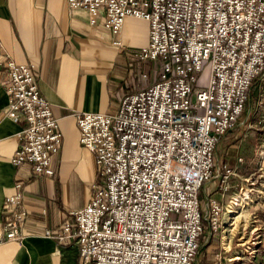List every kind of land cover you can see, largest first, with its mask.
Masks as SVG:
<instances>
[{"label":"built area","instance_id":"2783aa9c","mask_svg":"<svg viewBox=\"0 0 264 264\" xmlns=\"http://www.w3.org/2000/svg\"><path fill=\"white\" fill-rule=\"evenodd\" d=\"M66 1L88 9L90 22L103 24L121 49L129 16L147 20L150 31L148 43L133 54L137 83L126 82L133 89L122 94L117 109L75 110L81 144L95 153L103 179L93 184L86 204L44 234L59 247L78 245L80 264H194L204 224L221 233L223 243L225 209L236 193L237 200L249 198L242 184L227 202L209 195L204 206L207 183L214 182L225 198L233 177H264L263 162L245 177L228 163L216 167L221 137L237 127L254 79L264 75V0ZM33 67L7 60L5 112L22 122L12 161L29 163L36 176L52 175L64 134ZM262 103L253 125L263 132L264 160V93ZM14 186L3 204L0 245L25 238L27 183L20 178ZM258 190L259 197L247 204L261 206L249 211L248 224L237 230L243 249L241 257L229 258L232 264H251L264 244V188Z\"/></svg>","mask_w":264,"mask_h":264},{"label":"crops","instance_id":"0c3cea01","mask_svg":"<svg viewBox=\"0 0 264 264\" xmlns=\"http://www.w3.org/2000/svg\"><path fill=\"white\" fill-rule=\"evenodd\" d=\"M149 31L147 20L129 16L121 32V49L111 43L113 36L103 24L90 22L88 9L70 7L66 0H0V229L5 218L4 200L15 192L14 184L20 178L27 183L28 209L22 228L24 240L1 244L0 264H80L78 245L59 247L53 237L44 234L46 228L57 227L70 218L72 209L89 201L93 184L101 175L95 153L81 144L74 112L117 109L122 94L133 89L126 82L133 79L137 83L139 63L133 54L148 43ZM9 59L34 65L39 89L59 118L64 135L61 150L52 159V175L36 176L29 163L16 165L12 161L22 122L5 112L9 100L5 83ZM263 93L261 81L250 88L248 99L257 97L255 104L260 103ZM246 109L237 127L221 137L216 151L217 167L228 163L243 177L257 171L261 162L264 164L260 155L263 132L253 125L260 117L259 106ZM250 114H255L252 123ZM245 121L256 130H248ZM239 156H243L242 162ZM231 185L228 196L222 198L217 185L211 182L201 198L207 200L211 195L227 202L229 195L240 187L241 179L233 177ZM219 236L216 234L211 242L216 253L211 254L208 246L209 253L205 252L200 264H232L229 258L242 251V247L235 248L234 239L225 249ZM216 237L221 240H215ZM263 253L264 244L251 264H264Z\"/></svg>","mask_w":264,"mask_h":264},{"label":"rangeland","instance_id":"374dc122","mask_svg":"<svg viewBox=\"0 0 264 264\" xmlns=\"http://www.w3.org/2000/svg\"><path fill=\"white\" fill-rule=\"evenodd\" d=\"M208 73H209V69H208V65L207 66H205L204 67V70H203V83L207 80V78H208ZM264 80V75L262 76V78L260 79V82L261 81H263ZM258 100V98L257 97H255V99L254 98H251V100H249V102H248V105H247V109H248V107H250V106H257V104H258V106H259V111L262 109V105H263V103L262 104H260V103H257V104H255V102ZM246 109V110H247ZM261 112V111H260ZM245 117H246V113H245V115H243V117L241 118V119H245ZM246 122V121H245ZM246 125L248 126L247 127V129L249 130H251L252 132H253V130H256L254 127H252L251 125H249L247 122H246ZM218 152V151H217ZM218 154V153H217ZM219 163V160H217V164ZM217 164H216V167H217ZM258 174H255V175H253V178H251L250 180H246V179H242L241 180V185L243 184V186H244V189H243V191L245 190V191H248L249 192V190H250V192H249V194H250V196H249V198H247V199H242L243 201H244V203H245V205H246V208H248L249 210L248 211H251L254 207H256V208H259L261 205H258L257 203H255V204H251V205H249V204H247V201H249L250 203L252 202V200L253 199H257L258 197H259V190L258 189H263L264 188V177H258L257 176ZM103 178H102V176L101 175H99V180H102ZM240 185V186H241ZM207 187H209V183H207V186L204 188V190L205 189H207ZM240 188V187H239ZM238 199H240V198H238ZM202 200H203V203H204V206L206 205V203H207V200H206V198H204L203 196H202ZM237 205L240 207V203H237ZM246 208H239L238 210H244V211H246V212H248L247 210H246ZM229 209H233V210H235L236 212H238L236 209H234V208H232V207H229ZM234 211V212H235ZM236 212L234 213L235 214V216L237 215L236 214ZM231 216V213L229 212V213H227V219H229V218H231L230 217ZM261 217H263L262 216V214H261ZM241 219V218H240ZM250 218H248V220H249ZM243 219H241V221H242ZM230 221L231 220H229L228 221V223L227 224H229L230 223ZM249 222V221H248ZM237 224V223H236ZM248 224V223H247ZM205 229V228H204ZM242 230L243 228L241 227V225H239L237 228H236V230H234V231H232L231 233H227V234H225V236H232L233 237V235L237 232V230ZM231 230V229H230ZM247 231V234L250 232V228L249 229H247L246 230ZM210 233H211V231H210V229L208 228V224L206 223V229H205V232H204V238H203V241L201 240V244H202V247H201V249H200V252H199V254H198V256H197V259H196V261H195V263L194 264H200V261H201V259H202V256L205 254V252L206 253H211V254H215L216 253V248H215V245L214 244H211V245H209V247H211L210 248V251L209 252H207L206 250L208 249L207 248V246L205 245L206 244V242H208V240H209V238H210ZM238 232H237V235L235 236V239H234V243H235V248H238V247H243V246H241V245H239V244H236V242H237V236H238ZM218 235H220L219 237H221V233L219 234V232H218ZM208 237V238H207ZM248 237V236H247ZM222 238V237H221ZM221 238H217L216 237V239L215 240H217V241H220L221 240ZM207 239V240H206ZM229 239V238H228ZM205 240H206V242H205ZM228 241V240H227ZM205 242V243H204ZM204 244V245H203ZM216 244V243H215ZM216 245H218V244H216ZM226 247H227V245H226Z\"/></svg>","mask_w":264,"mask_h":264},{"label":"bare ground","instance_id":"6f19581e","mask_svg":"<svg viewBox=\"0 0 264 264\" xmlns=\"http://www.w3.org/2000/svg\"><path fill=\"white\" fill-rule=\"evenodd\" d=\"M245 193H246V195L248 197L250 196L248 191H246ZM236 197H237V193L235 194V196L233 198L234 201L229 203L227 209H225V212H224V214H225V228L226 229H225V232H224V235H223V243H225V245H227V248H229L231 246V244H232L231 243L232 236H225V234L231 233L232 231L236 230V228L239 225H241V227L246 226L248 221H249L248 218H250V213L248 211V208H246V205L244 204V201L243 200H237ZM236 201H239L240 207L237 205V203L235 204ZM229 207H232V208L236 209L238 212H236L233 209H229ZM239 208H246V210L248 212H246L244 210H242V211L238 210ZM234 211L237 214L236 216L234 214L235 213ZM229 212L231 213V216H230L231 218L227 219V213H229ZM240 218L243 219V220L241 221ZM229 220H231V221H230L229 224H227ZM238 257H241V256L238 255L236 258H238Z\"/></svg>","mask_w":264,"mask_h":264},{"label":"trees","instance_id":"16d2710c","mask_svg":"<svg viewBox=\"0 0 264 264\" xmlns=\"http://www.w3.org/2000/svg\"><path fill=\"white\" fill-rule=\"evenodd\" d=\"M260 83V79L259 78H255L254 79V81H253V84H252V86H251V88L252 87H254L255 85H258ZM258 92V91H257ZM255 94H256V92H255ZM248 102H249V99L247 100V102H246V104H245V107L247 108V105H248ZM262 215H263V217H264V213H262ZM204 228L206 229V223L204 224ZM204 234V233H203ZM201 235V237H200V242H201V240L203 241V238H204V235ZM216 234H218V233H215V232H212L211 233V235H210V238H209V240H208V242H206V246L208 247L209 245H211L212 243V239L214 238V236L216 235ZM220 234V233H219Z\"/></svg>","mask_w":264,"mask_h":264}]
</instances>
